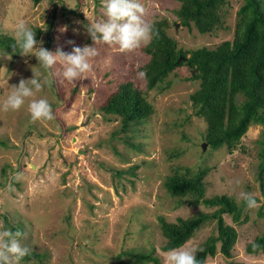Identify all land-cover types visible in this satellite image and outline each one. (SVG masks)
Segmentation results:
<instances>
[{"label": "rangeland", "instance_id": "rangeland-1", "mask_svg": "<svg viewBox=\"0 0 264 264\" xmlns=\"http://www.w3.org/2000/svg\"><path fill=\"white\" fill-rule=\"evenodd\" d=\"M244 2L224 0L214 29L199 33L177 17V0H139L145 19L186 58L197 49L231 41ZM103 19L102 0H0V38L14 41L15 25L23 20L40 31L37 42L53 53L92 46L87 26ZM147 45L131 53L97 45L92 70L73 83L63 78L59 62L44 72L35 56L17 53L8 61L0 47V105L10 87L32 78V72L39 71L42 82L51 80L18 111H0V221L3 228L24 234L21 244L30 253L43 255L40 263L20 264H153L136 259L144 254L164 264L166 239L159 218L177 224L216 209L170 196L163 185L172 177L201 178L204 199L226 196L242 208L238 222L223 216L237 234L231 258L219 253L218 243L215 255L203 264H264L262 252H246L264 236V176L262 187L257 176L261 126L251 124L232 151L225 144L208 146L206 121L190 101L202 74L182 64L147 89L146 80L136 75L149 61ZM126 84L139 93L149 114L142 125L113 137L124 106L106 105ZM41 98L48 100L55 119L32 122L28 103ZM241 191L251 193L260 207L246 209ZM216 235L215 221H208L182 246L203 248Z\"/></svg>", "mask_w": 264, "mask_h": 264}, {"label": "trees", "instance_id": "trees-1", "mask_svg": "<svg viewBox=\"0 0 264 264\" xmlns=\"http://www.w3.org/2000/svg\"><path fill=\"white\" fill-rule=\"evenodd\" d=\"M180 3L177 17L188 26L192 23L199 33H209L217 22L218 7L224 0H177ZM38 2V0H35ZM158 36L154 37L145 48L149 56L148 63L143 71L147 73L146 88L152 89L169 72L181 66H188L202 74L201 83L192 95L190 101L197 113L202 116L207 124L204 141L215 149L225 144L232 151L239 143L251 124L261 126L257 176L262 187L264 176V0H245L237 12L234 36L231 41L221 43L216 48L209 50L205 47L193 51L188 58L176 48V43L157 30ZM40 31H36L37 40ZM13 40L0 38V47L6 52L11 51ZM182 57L183 59L179 60ZM123 105L124 113L120 127L112 135H125L130 130L146 121L149 108L139 93L131 84H126L116 91L108 100L106 107ZM124 139V138H122ZM128 147L136 146L124 139ZM201 178L172 177L164 182L166 192L172 197H189V204L199 202L206 207L216 208L212 214L199 213L189 220H178L177 224L165 223L159 218L162 236L166 239L162 250L169 251L181 247L192 233L203 226L204 223L215 221L217 227L216 237H210L197 252L196 258L202 264L206 257L215 255L216 244H220L219 253L230 259V251L236 242L237 234L233 227L225 225L223 216H230L238 222L242 208L226 196L203 198ZM203 198V199H202ZM242 205L245 207L244 203ZM242 206V207H243ZM15 231L16 229L11 228ZM257 245L254 249L253 245ZM264 254V236L255 239L246 247L248 254L257 252ZM36 253H29L24 260L41 261ZM141 262H153L149 254L136 257Z\"/></svg>", "mask_w": 264, "mask_h": 264}, {"label": "clouds", "instance_id": "clouds-1", "mask_svg": "<svg viewBox=\"0 0 264 264\" xmlns=\"http://www.w3.org/2000/svg\"><path fill=\"white\" fill-rule=\"evenodd\" d=\"M102 12L104 19L91 23L86 29L92 46H74L70 53H65L59 48L53 53L43 48L40 46L43 42H37L35 39V31L29 28L25 21L20 20L14 29L15 43L10 46V52L3 54V58L10 61L17 53L21 56H35L44 72H50L59 62L63 66V78L68 83H73L85 79L86 74L92 70L91 61L98 55L97 45H107L118 49L121 53H131L149 44L158 36L154 25L145 19L146 9L139 0H102ZM60 31L66 32L67 26ZM67 43L74 44L73 41ZM32 73V78L20 79L18 85L10 87V94L0 105V111H18L25 104L26 99L34 97L43 90L44 84L51 85V80L47 77L43 82L39 79L41 75L39 71ZM136 75L140 80L147 79L145 71H140ZM28 111L32 122L55 119L52 106L44 98L31 99L28 103ZM239 183L236 181L237 185ZM239 197L246 209L260 207L251 193L241 191ZM23 235L19 229L13 231L3 228V221H0V264H20L21 260L29 255L30 249L21 244ZM256 247L257 245L254 244L253 248ZM203 251L202 248L188 246L173 248L163 253L164 264H202L197 260L196 253Z\"/></svg>", "mask_w": 264, "mask_h": 264}, {"label": "water", "instance_id": "water-1", "mask_svg": "<svg viewBox=\"0 0 264 264\" xmlns=\"http://www.w3.org/2000/svg\"><path fill=\"white\" fill-rule=\"evenodd\" d=\"M183 59L182 57L179 58V60ZM206 147V144H202V150H204Z\"/></svg>", "mask_w": 264, "mask_h": 264}]
</instances>
